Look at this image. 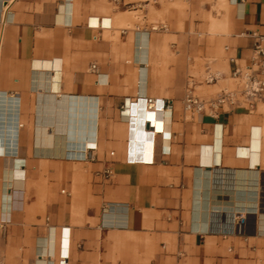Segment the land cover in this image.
I'll return each mask as SVG.
<instances>
[{
  "label": "crops",
  "instance_id": "1",
  "mask_svg": "<svg viewBox=\"0 0 264 264\" xmlns=\"http://www.w3.org/2000/svg\"><path fill=\"white\" fill-rule=\"evenodd\" d=\"M186 6L150 5V20ZM213 6L215 86L230 57L252 64L264 0ZM138 9L0 0V264H264V96L187 118L185 90L157 76L172 36L134 29ZM137 95L166 99L171 119L133 123Z\"/></svg>",
  "mask_w": 264,
  "mask_h": 264
},
{
  "label": "rangeland",
  "instance_id": "2",
  "mask_svg": "<svg viewBox=\"0 0 264 264\" xmlns=\"http://www.w3.org/2000/svg\"><path fill=\"white\" fill-rule=\"evenodd\" d=\"M169 1L171 0H159L158 4H151V6L160 10L162 9V3ZM186 1L187 6L185 8L181 10L175 7L171 8L166 14L158 18L159 20L157 22L166 23L168 30H150L153 25L149 17L150 5L142 6V8H139L140 10L138 9V19L135 21L133 28L135 29V26L139 25L141 28H148L155 36H163L165 34H170L172 36V40L169 44L172 56L164 65V69L160 75H157L162 79L165 89L171 90L178 85L180 90L186 91L188 85L193 83L195 95L200 98H213L218 95L221 89L226 87L235 88L238 85L235 79L229 78V73H227L229 81H221L215 86L211 85L212 83H207L205 80L207 70H211L212 73L218 71L222 73L225 71L224 64L221 61V55L227 60L226 55H224L225 40L221 37L220 41H218L219 37L210 34L208 31V13H212L213 16L219 17L221 16V11H218L213 6L214 0ZM111 9H114L112 3ZM179 17H181L183 21L182 29H180L178 25ZM219 51L222 53L220 54ZM208 64L211 67L210 69H206ZM220 77L221 76H219L218 79ZM185 84L187 86H185ZM171 95L172 94H170V96ZM185 113L187 118L191 116L190 112L185 111ZM259 257H261L260 260L264 263V254H260ZM145 258L146 255H144L143 258H139L136 262L138 264H149Z\"/></svg>",
  "mask_w": 264,
  "mask_h": 264
},
{
  "label": "built area",
  "instance_id": "3",
  "mask_svg": "<svg viewBox=\"0 0 264 264\" xmlns=\"http://www.w3.org/2000/svg\"><path fill=\"white\" fill-rule=\"evenodd\" d=\"M116 6H128V7H138L146 6L150 3L158 4L159 0H137V1H128L124 0H111ZM152 30H165L167 29L166 23H157L151 27ZM230 61L233 63V69L231 71V77L235 79L238 83L235 88H223L220 90L218 95L213 98L204 99L194 94L193 83L188 85V88L185 91L183 98V109L186 112L194 113H215V109L218 106L226 105L230 106H244L247 109H253L256 103L261 100L264 96V79L259 76V74L264 73V37L260 35H255L254 43V55L252 57V64L250 66H244L238 63L234 57H230ZM90 69L96 71V64H91ZM218 79L216 73H212L207 70L206 73V82L214 83ZM143 100L144 107L149 111H162L164 108L167 109L171 105L163 100L161 107L158 105V98L144 95L141 97H133L132 103L140 102ZM124 109V107H123ZM94 148H90L93 150ZM151 159L148 163L154 162V146H151ZM88 159H93L91 154L87 155ZM127 162H137V159H134L127 155ZM106 176L112 175L111 169L105 170Z\"/></svg>",
  "mask_w": 264,
  "mask_h": 264
},
{
  "label": "bare ground",
  "instance_id": "4",
  "mask_svg": "<svg viewBox=\"0 0 264 264\" xmlns=\"http://www.w3.org/2000/svg\"><path fill=\"white\" fill-rule=\"evenodd\" d=\"M176 1V0H173ZM172 0L170 2H173ZM152 3L148 4L151 5ZM154 5V4H152ZM217 76L219 77L220 75L218 73H216ZM144 95H137L136 97H143ZM135 97V98H136ZM133 101V100H132ZM163 102V99H158V105L161 107ZM132 122L134 123V120L136 119V117L134 115L139 116L140 118V123L143 124L144 126V121H146L147 123H149V125H153L154 128H158L160 127V122H166L167 121V114L169 112V119H171V115H170V107H168L167 109H163L162 111H158V114L156 111L152 112L147 110L144 107V103L143 100L141 99L140 102H136V103H132ZM135 118V119H134ZM160 130V129H159Z\"/></svg>",
  "mask_w": 264,
  "mask_h": 264
}]
</instances>
